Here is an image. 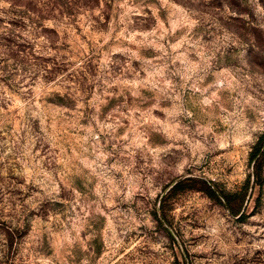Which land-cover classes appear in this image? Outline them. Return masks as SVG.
Wrapping results in <instances>:
<instances>
[{"label": "rangeland", "instance_id": "obj_1", "mask_svg": "<svg viewBox=\"0 0 264 264\" xmlns=\"http://www.w3.org/2000/svg\"><path fill=\"white\" fill-rule=\"evenodd\" d=\"M263 134L264 0H0V264H264Z\"/></svg>", "mask_w": 264, "mask_h": 264}, {"label": "trees", "instance_id": "obj_2", "mask_svg": "<svg viewBox=\"0 0 264 264\" xmlns=\"http://www.w3.org/2000/svg\"><path fill=\"white\" fill-rule=\"evenodd\" d=\"M251 158L254 160L253 168V184H258V178L260 176L259 169L261 167L262 159L264 158V134L258 139L255 144L252 152ZM191 181H195L196 185L189 188H194L205 193L210 199L215 200L219 204L223 205L230 214L232 215H243L241 212L243 203L247 196V190L249 187V181L242 186L240 191L237 192H224L217 187V185L208 179L204 178H190ZM182 184V181H179L174 186L178 187Z\"/></svg>", "mask_w": 264, "mask_h": 264}]
</instances>
